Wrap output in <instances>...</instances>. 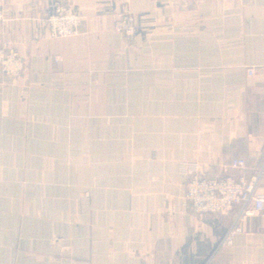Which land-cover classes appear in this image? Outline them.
<instances>
[{
  "label": "crops",
  "instance_id": "1",
  "mask_svg": "<svg viewBox=\"0 0 264 264\" xmlns=\"http://www.w3.org/2000/svg\"><path fill=\"white\" fill-rule=\"evenodd\" d=\"M58 1L78 34H48ZM122 3L138 25L128 44L113 29ZM0 6V43L25 63L0 70V264H264V212L218 249L238 208L195 216L183 169L264 162V0Z\"/></svg>",
  "mask_w": 264,
  "mask_h": 264
},
{
  "label": "built area",
  "instance_id": "2",
  "mask_svg": "<svg viewBox=\"0 0 264 264\" xmlns=\"http://www.w3.org/2000/svg\"><path fill=\"white\" fill-rule=\"evenodd\" d=\"M5 15L0 6V29L4 26ZM44 27L52 37H69L79 33L81 17L69 4L56 2L44 20ZM113 29L122 34L128 44L138 31L135 17L127 4L122 3L116 13ZM23 57L11 42L0 43V70L9 76H16L24 69ZM252 70L248 71L251 75ZM233 173L224 176L202 174L193 163L184 164L187 175L185 200L191 212L198 217L229 212L238 208L234 224L225 230L217 248H228L235 235L242 233L240 224L249 216L264 212V195L256 194L258 182L264 179V162L256 159L236 157L230 160ZM63 258V263H70Z\"/></svg>",
  "mask_w": 264,
  "mask_h": 264
}]
</instances>
